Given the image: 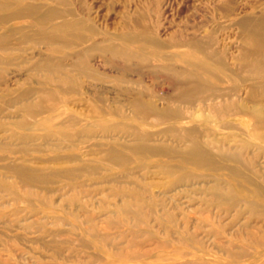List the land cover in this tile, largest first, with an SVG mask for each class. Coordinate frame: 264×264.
Returning a JSON list of instances; mask_svg holds the SVG:
<instances>
[{
  "label": "rangeland",
  "instance_id": "obj_1",
  "mask_svg": "<svg viewBox=\"0 0 264 264\" xmlns=\"http://www.w3.org/2000/svg\"><path fill=\"white\" fill-rule=\"evenodd\" d=\"M35 1L57 5L52 0ZM72 1L76 14L86 16L99 31L94 34L85 30L84 36L90 39L93 34L100 38L101 33L120 31L126 19L132 23L130 27L135 24L145 28L166 44L156 47L149 61L136 60L130 63V67H125L128 64L122 62L123 68L109 63L104 56L102 58L101 52H92V62L104 75L103 80L98 82L81 77L77 93L60 94L58 110L62 112L59 115L49 120L43 118L47 115L45 113L37 116L40 126L62 121L68 112L78 114L81 125L88 124L93 113L91 101L97 89H104L100 87L102 82L106 88L104 95L113 97L118 103L130 104L138 92L143 99L150 98L158 104L165 102L160 96L171 95L178 99L176 103L191 106V111L207 113L209 100L204 102L203 98L192 100L189 96L178 95L179 86L185 81L161 68L168 63L181 66L178 60L166 58L185 49V46H177L171 40L175 36L176 39H185L189 35L208 38L209 32L216 29L215 45L222 50L228 66L234 69L241 63L237 58L241 45L237 21L248 14L258 16L264 9V0ZM59 20L55 18L54 22ZM21 22L23 20H16V23ZM15 45L19 49L3 54L12 62L0 65V264H250V256L232 259L229 251L244 253L241 243L249 247L251 256L258 254L251 234L254 230L264 232V215L247 207L239 210L221 207L206 192L213 184L209 177H194L187 183L172 182L173 178L161 166L168 159L165 155H140V161H133L130 167L129 162H120L119 166L105 159L99 160L105 144L93 146L101 137H89V131L73 139H65L63 147L58 149L42 144V139H33L25 144L21 137L23 134L40 132L29 127L20 130L13 123L23 119V114L27 122L36 119L26 114L25 106L39 102L38 94H32L23 102L15 97V93L42 85L39 75L32 76L31 62L47 56L50 57L48 59L57 61L60 58L62 62H71L68 55L79 46L53 50L31 42ZM214 67L210 68L215 72ZM116 75L127 80L115 82ZM215 75L217 77H208V83L233 86L240 82L242 94L246 90L245 84L251 81L227 80L225 71H216ZM29 78H32L31 82L27 81ZM48 87L59 91L55 85ZM188 101L193 102L190 105ZM107 109L110 113L91 120L110 124L123 119L109 106ZM122 109L123 116H131L127 118L134 126L130 129L162 135L161 129L166 123L151 126L130 113L127 107ZM226 120L232 121L234 126L222 127L221 123ZM253 123L246 114H230L211 123V130L213 135L225 141L226 148L231 147L241 153L244 160L253 161L254 167L262 170L256 179L263 181L264 147L256 135L262 134L264 141V127L255 129ZM108 132L100 126L95 130V134ZM114 136L102 141H133L132 136H125L122 132ZM165 139L166 136H161L149 142L164 143L160 140ZM168 142L178 145L173 140ZM116 151L124 150L117 148ZM54 155L67 158L53 159ZM74 155L80 160L68 159ZM88 160L93 161L94 173L69 170ZM7 166L24 168L26 175L20 178L17 173L5 170ZM50 169L58 173L48 176L46 182L35 181L34 177L39 174L37 170ZM189 169L200 172L192 165ZM3 171L7 176L1 175ZM127 171L132 174L127 176ZM214 172L221 174L224 183L237 182L235 177L227 176L224 171ZM243 190L247 192L245 188ZM138 192L151 201V206H145L144 219L136 212L138 202L135 194ZM169 212L175 215V222L170 226L166 221ZM260 246L257 249H264L262 243Z\"/></svg>",
  "mask_w": 264,
  "mask_h": 264
},
{
  "label": "bare ground",
  "instance_id": "obj_2",
  "mask_svg": "<svg viewBox=\"0 0 264 264\" xmlns=\"http://www.w3.org/2000/svg\"><path fill=\"white\" fill-rule=\"evenodd\" d=\"M52 1L56 2L57 5L42 4L35 0H0V65L12 62L10 57L3 54L19 49L15 45L16 43L43 44L46 48L53 50L79 46L78 49L68 55L69 59L72 60L71 62H62L60 58L57 61L48 59L50 58L48 56L31 62L30 70L34 71L32 76L39 75L43 81L41 82L42 85L15 93V97L23 102L27 101L32 94H38L39 102L29 103L25 106L26 114L36 119L33 122H27V119L24 118L25 114H23V119L13 123H15V128L18 127L20 130L29 127V129H39L40 132H32V135L23 134L21 136L24 139L23 142L27 144L33 139H42V144H49L58 149L63 147L65 139H73L75 136L82 135L84 131H89V137L92 135L101 137V140L95 142L93 146L98 147L102 146L103 143L105 144V146L103 145L105 148L101 149L99 160L105 159L110 164L119 166L120 162H129L130 167L133 161H140L142 155H165L168 159L161 166L164 167L167 175L173 178L172 182L187 183L194 177H209L213 180V184L206 192L213 201H218L221 207H227V210H239V208L247 207L253 212H261L264 215V180L256 179L262 170L256 169L253 161L244 160L245 158L238 151L231 147L226 148L225 141L217 135H213L211 130V123L224 116L239 113L246 114L253 119V128L264 127V9L258 16L248 14L237 21L241 32L239 36L241 45L237 58L240 59L241 63L234 69L228 66L222 50L215 45L216 29L209 32L208 38L189 35L185 39L180 37L176 39L175 36L171 40L177 46H185V49L174 52L166 58L178 60L181 66L168 63L161 68L185 81L182 86H179L181 90L178 95H186L191 99L197 97L199 100L203 98L202 101L204 102L209 100L207 113L197 114L195 111H191V106H182L181 103H176L178 99L171 95L160 96L165 102L158 104L153 99H143L139 96L141 93L138 92L133 95L135 97L129 101L130 104L118 103V100L113 99V97L104 95L103 91L106 88L102 82L100 87H104V89H97L95 97L91 101V109L94 114L90 115L88 124L81 125L78 114L68 112L66 119L40 126V119L37 116L45 113L47 115L43 118L49 120L59 115L62 112L58 110V102L61 101L60 94L77 93L78 82L81 81V77L85 76L98 82L103 80L104 75L92 62V52H101V57L104 56L109 63L121 65L123 68L122 62L125 65L128 64L125 67H130V63H134L136 60L138 62L149 61L150 54L156 52L155 48L166 44L165 41L150 34L145 28L135 24H133L134 27H130L132 23L126 19L123 21V28L120 31L104 32L101 33L100 38H97L94 34H98L99 31L86 16L76 14L72 0ZM227 4L228 7H231L230 3ZM225 10L227 11V9ZM230 10L228 8L229 12ZM55 18L60 20L54 22ZM18 19L23 20V22L16 23ZM85 30L90 33L95 32L91 39L84 36ZM213 65L216 66L214 67L216 68L215 72H226L227 80H251L245 84V93L242 94L239 89L238 83L240 82H235L236 84L233 86L208 83L210 75L216 76L210 68ZM31 80L32 78L27 79L28 82ZM113 80L119 83L127 79L124 76L116 75ZM50 84L58 87L59 91L50 89L48 87ZM135 92L133 91V93ZM191 102L188 101L189 104ZM108 106L113 113L123 117V119L110 124L104 122L98 124L95 119L91 120L94 117H102L110 113L107 109ZM126 107L130 113H134V116H137L145 124L154 126L166 123V126L161 129V136L167 137L164 141L160 140L164 143L149 142L150 139L156 140L161 137L157 133L130 129L134 127L127 119L131 116H123L122 114V108L125 110ZM150 118L154 120L149 121ZM97 125L102 130L107 129L109 132L107 134H95ZM221 126L232 127L234 125L232 121L226 120L221 123ZM69 128L71 129L69 130ZM119 132L124 133L125 136L127 134L132 136L133 141L131 143L102 141L104 138L115 137L114 135L119 134ZM205 136L207 139L204 138ZM256 136L260 138L261 141L259 142L264 147V141L261 139L263 135L257 134ZM169 140L176 141L178 145L170 144ZM117 148L124 151H116ZM69 157L70 160H80L76 155ZM62 158H67V156H53V159ZM189 165L200 169V172H193L189 169ZM93 166V161L88 160L83 165L72 167L69 170L71 172L84 170L88 173H94ZM124 167L129 168L126 165ZM5 170L17 173L20 178L26 175L24 168L7 166ZM37 171L39 174L34 177L36 182H46L48 176L58 173L53 169ZM214 171H224L227 176L235 177L237 179L236 184L224 183L221 174ZM6 174L5 171L1 173L4 176H7ZM131 174L128 172L126 175ZM135 197H137L138 202L136 206L137 216L144 219L145 206H151V201L143 198L139 192L135 194ZM168 215L166 221L170 226L175 222V215L173 212H169ZM251 235H253L252 240L259 248L261 243L264 245V232L258 233L254 230ZM231 241L234 242L235 239L232 238ZM239 244L243 247L244 253L229 251V256L232 259L250 256V264H264V249H257L255 246L258 254L251 256L249 247L245 244ZM144 255H148V253L144 252Z\"/></svg>",
  "mask_w": 264,
  "mask_h": 264
}]
</instances>
